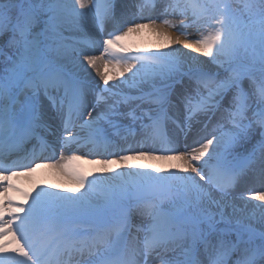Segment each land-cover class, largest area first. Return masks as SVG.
Instances as JSON below:
<instances>
[{
  "label": "snow or ice",
  "instance_id": "obj_1",
  "mask_svg": "<svg viewBox=\"0 0 264 264\" xmlns=\"http://www.w3.org/2000/svg\"><path fill=\"white\" fill-rule=\"evenodd\" d=\"M0 264H264V0H0Z\"/></svg>",
  "mask_w": 264,
  "mask_h": 264
},
{
  "label": "bare ground",
  "instance_id": "obj_2",
  "mask_svg": "<svg viewBox=\"0 0 264 264\" xmlns=\"http://www.w3.org/2000/svg\"><path fill=\"white\" fill-rule=\"evenodd\" d=\"M173 31V35H175V30ZM129 44H131L134 48H139L141 50H156L159 48V45L163 42L160 38L155 36L154 34L145 31L142 34H134L129 40L127 41ZM184 52H188V49H183ZM95 54L99 55V50L95 52ZM192 55H196V53H192ZM202 59H206V57H201ZM67 151H65V155H67ZM47 155V154H46ZM57 159L59 157L57 156ZM84 168L87 171H93L95 167H98L97 165H93L89 163L87 160L83 161ZM37 174H39L41 177L39 180H42L44 183H49L51 185L56 186V190H63L65 187H67V181L68 177L65 176L59 169L42 165L40 168L36 170ZM35 178V177H33ZM38 183H41L37 180ZM249 187H254L256 189H259L260 185H249ZM252 203H256L253 201Z\"/></svg>",
  "mask_w": 264,
  "mask_h": 264
},
{
  "label": "rangeland",
  "instance_id": "obj_3",
  "mask_svg": "<svg viewBox=\"0 0 264 264\" xmlns=\"http://www.w3.org/2000/svg\"><path fill=\"white\" fill-rule=\"evenodd\" d=\"M83 150L81 149L80 154H83V152L85 151V150L84 151ZM78 165L81 167V161L78 162ZM33 177H35V178H33ZM40 177L41 176L39 174H37V172H35V173H32L30 176L20 177L18 182H19L20 187H22L25 190L30 191V192L33 190L34 187H36V185L46 186V187L52 186L49 183H44L42 180H39ZM37 180L40 181L41 183H38ZM55 190H56V188H55Z\"/></svg>",
  "mask_w": 264,
  "mask_h": 264
}]
</instances>
